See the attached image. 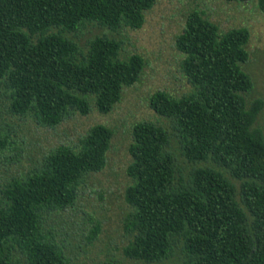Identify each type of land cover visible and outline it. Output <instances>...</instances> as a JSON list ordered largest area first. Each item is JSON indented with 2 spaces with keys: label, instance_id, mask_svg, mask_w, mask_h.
Here are the masks:
<instances>
[{
  "label": "trees",
  "instance_id": "trees-1",
  "mask_svg": "<svg viewBox=\"0 0 264 264\" xmlns=\"http://www.w3.org/2000/svg\"><path fill=\"white\" fill-rule=\"evenodd\" d=\"M256 1L264 14V0ZM156 2L0 0V82L9 112L51 129L74 112L111 113L124 88L139 81L146 60L140 54L120 59L123 43L109 35L91 38L83 53L69 35L87 24L113 33L140 30ZM250 38L248 28L224 31L203 11L186 17L175 47L195 90L179 98L158 91L150 106L171 123L193 168L180 175L164 126H134L126 169L131 184L124 191L131 208L126 258L161 264L180 251L181 264H264V134L254 127L263 102H247L254 83L242 69ZM113 136L97 124L77 146H59L7 181L0 189V264H70L64 244L45 229L46 215L75 205L86 176L105 168ZM10 146L0 120V154Z\"/></svg>",
  "mask_w": 264,
  "mask_h": 264
},
{
  "label": "rangeland",
  "instance_id": "rangeland-1",
  "mask_svg": "<svg viewBox=\"0 0 264 264\" xmlns=\"http://www.w3.org/2000/svg\"><path fill=\"white\" fill-rule=\"evenodd\" d=\"M256 4V0L244 3L157 0L147 12L146 22L140 30L125 28L113 33L87 24L77 33L69 35L83 53H87V43L91 38L109 35L123 43L120 59L140 54L146 60L139 81L124 88L122 100L107 115L93 108L86 116L74 112L57 127L43 128L33 119H23L9 112V93L0 82V120L11 141L9 149L0 154V189L12 177L24 176L39 166L43 156L51 150L61 145L77 146L80 138L97 124L109 127L114 133L105 168L86 176L75 205L63 212L46 215L45 229L53 232L57 243L64 244L70 264H144L132 261L123 254V248L131 239L125 232V220L131 208L124 200V191L131 184L126 169L132 161L129 147L137 123L154 122L169 130L172 135L170 151L177 159L180 175L186 178L193 168L181 156L171 123L150 106V98L158 91L179 98L195 90L182 71L184 57L175 47L189 12H205L224 31L234 28L250 30L251 38L247 46L250 60L242 65V69L251 76L254 88L246 95V100L249 104L254 100L263 102L254 127L264 134V14ZM199 165L213 166L211 163ZM235 183L239 186V182ZM97 227L100 230L96 240L88 243L87 237ZM182 258L183 253L177 251L175 256L161 264H181Z\"/></svg>",
  "mask_w": 264,
  "mask_h": 264
}]
</instances>
